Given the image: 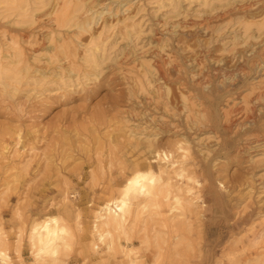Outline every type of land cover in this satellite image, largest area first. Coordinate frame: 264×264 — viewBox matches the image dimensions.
Instances as JSON below:
<instances>
[{"label": "rangeland", "instance_id": "obj_1", "mask_svg": "<svg viewBox=\"0 0 264 264\" xmlns=\"http://www.w3.org/2000/svg\"><path fill=\"white\" fill-rule=\"evenodd\" d=\"M27 1L24 22L0 7V65L18 75L0 82V227L13 264H50L28 242L50 212L75 234L61 264H103L87 248L94 211L159 146L204 201L186 215L191 249L174 264H264L251 246L264 231V0H83L92 10L76 24V0ZM104 261L127 264L120 252Z\"/></svg>", "mask_w": 264, "mask_h": 264}, {"label": "bare ground", "instance_id": "obj_2", "mask_svg": "<svg viewBox=\"0 0 264 264\" xmlns=\"http://www.w3.org/2000/svg\"><path fill=\"white\" fill-rule=\"evenodd\" d=\"M0 7L9 15L22 17L23 22L32 10L27 0H0ZM91 10L92 7L83 0H76L74 16L66 21L68 24H76L81 15L88 14ZM90 24L86 22L87 26ZM249 36L251 35H247L243 40ZM252 36L254 37V34ZM100 50L101 48L96 46L92 52L99 54ZM85 61L94 68L98 67L94 53H89ZM17 76L7 65H0V82L5 89L10 87V79ZM179 148L183 158L188 157V149L182 145ZM151 154L153 158H157L153 162L158 163V170L150 161L130 162L128 172L94 211V220L90 227L91 238L87 248L93 253H99L101 248L103 264H106V257L119 252L127 258V264H158L161 256L163 261L166 246L169 247V264L182 263V246L184 245L186 250L191 249V243L179 230L188 228L187 213L200 208V201L204 204L197 190L199 182L190 174L184 162L175 160L174 152L170 148L159 146ZM173 178L178 180L172 182ZM157 222L162 230L155 227ZM76 226H79L78 221ZM168 230L175 233L170 241L167 239ZM135 235L139 236V247L127 248L121 244L122 240L130 241ZM5 236L3 228L0 227V264H13ZM74 240V230L61 212H50L32 220L28 229L29 246L38 263L61 264V256L72 249ZM251 246L255 249L264 248V231L251 240ZM150 248H155L156 254L152 262L148 263L139 254L140 250L146 252ZM185 264L192 263L187 260Z\"/></svg>", "mask_w": 264, "mask_h": 264}]
</instances>
